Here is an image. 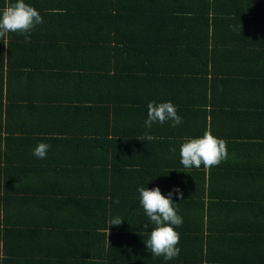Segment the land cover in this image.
Wrapping results in <instances>:
<instances>
[{"label":"crops","instance_id":"1","mask_svg":"<svg viewBox=\"0 0 264 264\" xmlns=\"http://www.w3.org/2000/svg\"><path fill=\"white\" fill-rule=\"evenodd\" d=\"M212 1L0 0V142L10 114L22 147L39 151L0 162V264H155V251L190 257L197 231L211 236V256H264V199L254 203L264 196V0ZM95 31L111 38L91 54ZM106 45L102 99L120 106L109 122L88 106L98 87L84 65ZM57 124L66 139L51 134ZM189 180L226 198L211 213L195 201L183 223L161 193ZM176 217L184 233L171 234Z\"/></svg>","mask_w":264,"mask_h":264},{"label":"trees","instance_id":"2","mask_svg":"<svg viewBox=\"0 0 264 264\" xmlns=\"http://www.w3.org/2000/svg\"><path fill=\"white\" fill-rule=\"evenodd\" d=\"M199 1L204 3V4H205V2L211 4V0H199ZM145 2H146V0H139V3L137 5L141 6ZM150 2L153 3L157 7L162 6L160 4L161 3L160 0H150ZM221 2H222V0H215V3L212 1V4L219 5V4H221ZM83 4L87 5V7L85 6L87 9L96 8L95 0H83ZM113 5H114V3L112 2L111 5L107 9H111ZM214 5H213V9L215 8ZM14 6L15 5L12 2L10 4V7H14ZM107 9H105V10H107ZM175 10H179V8L176 7ZM162 11L165 12L166 10L162 9ZM96 19H97V15H96ZM262 21L263 20H261V18L258 17L257 23H260ZM22 32H24V30ZM26 32H28V31H26ZM26 32H24V33H26ZM24 33H22V34H24ZM110 36H111V31H108V35L105 34L104 32H100V31H95L94 36L89 33V35H87V42H88L87 44H88V48L90 45V49H88L87 52L92 54L93 47L96 44L97 40L101 39V38H106V37L111 38ZM103 41L107 44H109V42H110L109 40H108L109 41L108 42L106 39H103ZM1 45H2V43H1ZM11 51H12V49H10V52ZM97 52H98V55H100V57L102 58L101 60H100L99 56H98L96 61H93L92 58L88 59L87 61L84 60V65L87 68V72L92 75V78H90L88 76L89 79H86L87 87L89 89H93L94 86L98 87L97 92H96V96H93L94 93L89 94L86 96V100H87V103H88V106L90 109L96 108V111L100 115L104 116L105 118H108V122H109L110 121L109 117L112 113V110L120 109V106L111 109L112 108L111 104L113 102L112 93L108 94V96H106V97H104V99H102L103 87L108 85L107 86L108 90H112V88L110 86L111 83H109L107 78H106V76H109L107 74H109L112 70L111 60H110V55H109L110 54V45L99 46V49L97 50ZM0 53L2 55V59L5 58V53H4L3 49L0 50ZM94 55L92 57H94ZM2 59H1V62L3 63ZM9 65L11 66V63H9ZM73 65H74V62L72 61L69 64V67H72ZM59 69H60V66L56 65V74H57V72H59ZM131 91L136 92V88L135 89L133 88ZM124 101H126L129 106L136 105V102H138L137 98L135 96L134 97H132V96L128 97V100H126V96H125L124 99H122L121 104H124ZM139 101H141L140 98H139ZM121 107L123 109L128 108V106L126 104L123 106L121 105ZM145 109H147V108H145ZM12 117L13 116L8 114V116L6 118L7 122L5 124H6V133L8 134V137L6 139L7 141L5 142V144H3L4 142L2 143V141L0 142V162L3 160V158L11 160L12 158H10V157H12L14 155L18 156L20 159H30L32 157L34 158L35 153H36V155H38V152H39L37 147L36 148L32 147L31 149H24V147H22V145L20 144L21 141H19V139L13 135L14 132H13L12 127L14 124V119ZM66 128H67V125L57 124V125H55V127L51 131V134H53L55 136L63 137L64 139H66L65 135H63L67 131ZM115 134H117V129H116ZM100 135L103 137H108V136H110V131H107L106 133H101ZM47 139H45V140H47ZM37 142H38L37 146L40 149H43L45 144H43L41 141H37ZM30 150H32V153H30ZM73 150H74V152L77 153V150H75V147ZM103 158L105 160L107 159L106 157H103ZM9 162H11V161H9ZM25 167H27V169H28V166H25ZM24 168H21V169H24ZM226 179H225V181H226ZM245 184H246V182H245ZM219 190H220V192L210 194V196L207 199L205 192L202 190V188L200 186H198L197 184L193 183L191 180H189L188 183H183L181 185H177L176 188H174L173 190L167 191L165 194L161 193V196L163 197V202H165L167 204H175V207L173 208V210L177 211V216H180V215L182 216L183 223H185L191 218V216L187 213V208H195L193 206L195 201H199L197 203H202V201L204 203L206 202V205H205V206H207L206 211L208 210V212H210V213L214 212L213 207L216 208V205L219 206L222 202V199L226 198V194H225L224 190L221 188H219ZM184 193L186 194V196H184ZM153 195H156V194H153ZM148 197H151V196L144 195V197H141V198L146 199ZM254 197L256 198V199L254 198L256 200V202H254L255 206H258V208H261V205L259 207V204H260L259 202L264 199L263 194L258 193ZM217 199H219V200L216 201ZM257 199H259V200L257 201ZM144 212L147 213L149 216L152 215V213H150L148 211H144ZM204 212L205 211H200V212H196L195 214H202V217L204 218ZM22 214H24V212H20V211L13 212V216L19 217V218H21L25 215V214L24 215H22ZM157 216H158V214L151 216L150 219H152V217H157ZM143 217L145 220H147L146 214L143 215ZM181 223L182 222L180 221V219L178 217H176L175 223L172 224L173 227L171 229V234H175L176 231H178V230L182 233L185 232V230L183 229L184 226L183 225L179 226ZM37 226L38 227L36 228V231L39 232L40 235L43 233H48L47 231L51 227L50 226L48 229H42L40 227V224ZM189 234H191V232H189ZM196 236H197L196 241H198L199 244H198V247L196 248V250L194 251V253L190 254V257H188L189 254H187L186 258H184V257L174 258V257L168 256L167 253L161 254L160 251L158 253L155 251L153 254L154 255L153 260L155 261V264H185V263L190 262L189 259L191 257H192V260L197 261L199 264H203V263L218 264V262H219L218 259H222V261H224V264H264V256L263 255H261L260 257H257V258H255L254 256L243 257V255H239L237 258H232L231 261H228V259L224 260L223 258H220L219 256H211L212 254H214L213 252L215 251L214 246H213V252H212L213 240H212L211 236L205 238V234L202 231H197ZM169 239L171 242V246L169 249H171V248L175 247V245H176V237L174 235H171L169 237ZM257 246L259 248L264 247V245H262L260 243L257 244ZM156 247H158L157 244H156ZM248 252H249V255H251L252 251H248ZM164 258H165V260H163Z\"/></svg>","mask_w":264,"mask_h":264}]
</instances>
